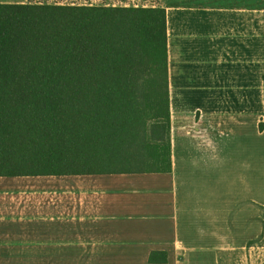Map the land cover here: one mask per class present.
<instances>
[{
	"label": "crops",
	"instance_id": "0c3cea01",
	"mask_svg": "<svg viewBox=\"0 0 264 264\" xmlns=\"http://www.w3.org/2000/svg\"><path fill=\"white\" fill-rule=\"evenodd\" d=\"M225 2L164 7L170 169L0 175V264L253 257L239 248L261 225L264 0Z\"/></svg>",
	"mask_w": 264,
	"mask_h": 264
},
{
	"label": "trees",
	"instance_id": "16d2710c",
	"mask_svg": "<svg viewBox=\"0 0 264 264\" xmlns=\"http://www.w3.org/2000/svg\"><path fill=\"white\" fill-rule=\"evenodd\" d=\"M165 39L161 6L0 3V175L168 171Z\"/></svg>",
	"mask_w": 264,
	"mask_h": 264
},
{
	"label": "rangeland",
	"instance_id": "374dc122",
	"mask_svg": "<svg viewBox=\"0 0 264 264\" xmlns=\"http://www.w3.org/2000/svg\"><path fill=\"white\" fill-rule=\"evenodd\" d=\"M217 1H222V0H29L28 2H48V3H70V4H106V5H121V6H145V7H150V6H161L165 7L169 4H180V5H186V4H201L204 6H210L211 4H216ZM225 4L227 3L228 0H225ZM263 128V127H259ZM263 142H264V137H263ZM161 143V147L158 148V151L160 153H165V141L159 142V145ZM149 153H153L152 150L148 151ZM264 154V152H263ZM161 161L164 160V156L162 155ZM152 160L151 158H149ZM150 160H147L149 163ZM164 163V162H163ZM263 175H264V163H263ZM264 191V190H263ZM256 218L261 219V225H257L256 222V227H248L244 228L246 239L244 245H242L239 250L243 251L246 250L247 252H252L253 257L251 259L247 260H241L237 261V264H264V195L262 196V206H261V212L258 214V217L256 215ZM236 229L231 228L232 235L234 233L236 234L237 231ZM243 230V229H242ZM241 230V231H242ZM234 232V233H233ZM241 235V234H240ZM241 235V236H242ZM235 245L231 244V250L233 249Z\"/></svg>",
	"mask_w": 264,
	"mask_h": 264
}]
</instances>
